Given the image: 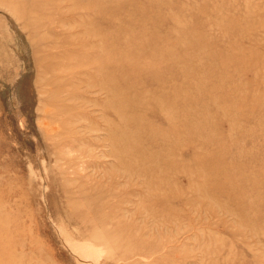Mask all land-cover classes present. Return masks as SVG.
Segmentation results:
<instances>
[{"label": "rangeland", "instance_id": "obj_1", "mask_svg": "<svg viewBox=\"0 0 264 264\" xmlns=\"http://www.w3.org/2000/svg\"><path fill=\"white\" fill-rule=\"evenodd\" d=\"M0 264H264V0H0Z\"/></svg>", "mask_w": 264, "mask_h": 264}, {"label": "bare ground", "instance_id": "obj_2", "mask_svg": "<svg viewBox=\"0 0 264 264\" xmlns=\"http://www.w3.org/2000/svg\"><path fill=\"white\" fill-rule=\"evenodd\" d=\"M95 71H97L96 69H95ZM103 73V72H102ZM105 74V73H104ZM112 77H114V76H112V75H110L109 74V76L108 75H105L104 76V78L105 79H102L101 80V82H99V81H97L96 83L93 81L92 83H91V85L93 86V87H96L97 88V86H98V91L99 90H101V91H103L104 93H105V95H106V100H103V109H104V111H105V115H107L108 116V114H109V101H114L115 100V98L117 97V95L115 94L116 92L114 91H112V90H110L109 89V87H108V85H107V83L110 81L109 79L110 78H112ZM121 84V83H120ZM125 85V84H124ZM112 88L115 90V86L113 85L112 86ZM122 88V87H121ZM124 88V87H123ZM111 91H112V93H111ZM123 95V94H122ZM128 95V94H127ZM151 96V95H150ZM119 97H120V95H119ZM124 97V96H123ZM149 97V96H148ZM153 98L155 99L156 97H154V95H153ZM120 99H121V97H120ZM119 99V100H120ZM151 99H152V97H151ZM94 100H96V103H97V99H94ZM125 100V99H124ZM127 102V101H126ZM100 103V102H99ZM98 104V103H97ZM46 108H48V107H46ZM45 109V108H44ZM118 111V110H117ZM122 111V110H121ZM124 115V114H123ZM46 130H47V128H46ZM107 133H108V135H109V131H107ZM111 139V138H110ZM112 149H113V147H112ZM115 150V149H114ZM187 171V170H186ZM130 203V202H129Z\"/></svg>", "mask_w": 264, "mask_h": 264}]
</instances>
